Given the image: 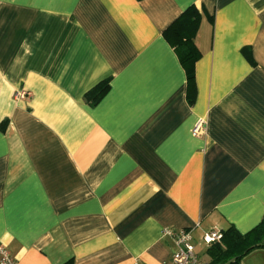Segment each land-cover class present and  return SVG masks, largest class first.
<instances>
[{
	"label": "crops",
	"instance_id": "crops-1",
	"mask_svg": "<svg viewBox=\"0 0 264 264\" xmlns=\"http://www.w3.org/2000/svg\"><path fill=\"white\" fill-rule=\"evenodd\" d=\"M191 4L189 104L162 30ZM262 217L264 0H0V241L19 264H170L167 228L207 264L204 232Z\"/></svg>",
	"mask_w": 264,
	"mask_h": 264
},
{
	"label": "trees",
	"instance_id": "trees-1",
	"mask_svg": "<svg viewBox=\"0 0 264 264\" xmlns=\"http://www.w3.org/2000/svg\"><path fill=\"white\" fill-rule=\"evenodd\" d=\"M201 11L194 5L187 6L166 28L162 37L172 47L186 75V98L192 104L196 87L194 80V64L200 52L194 43V37L200 25ZM109 78L101 80L85 94L88 103H97L109 89ZM219 242L207 246V264H240L241 259L254 249L264 248V217L250 230L240 233L229 226L221 231ZM63 264H72L71 260Z\"/></svg>",
	"mask_w": 264,
	"mask_h": 264
},
{
	"label": "built area",
	"instance_id": "built-area-1",
	"mask_svg": "<svg viewBox=\"0 0 264 264\" xmlns=\"http://www.w3.org/2000/svg\"><path fill=\"white\" fill-rule=\"evenodd\" d=\"M20 97H24L26 94L24 91L17 93ZM191 134L193 136L202 135L201 123H196L192 129ZM164 235L169 236L174 244V251L170 257V264H206L199 257L195 251L192 243L191 229L179 228V229H165ZM222 233L218 229H210L204 232L201 236L202 243L207 247L214 242L221 240ZM0 264H19L18 260L11 254L9 249L4 243L0 241Z\"/></svg>",
	"mask_w": 264,
	"mask_h": 264
},
{
	"label": "rangeland",
	"instance_id": "rangeland-1",
	"mask_svg": "<svg viewBox=\"0 0 264 264\" xmlns=\"http://www.w3.org/2000/svg\"><path fill=\"white\" fill-rule=\"evenodd\" d=\"M256 251H264V248L254 249L253 251L245 255L242 259L247 257L248 264H264V253H253Z\"/></svg>",
	"mask_w": 264,
	"mask_h": 264
}]
</instances>
